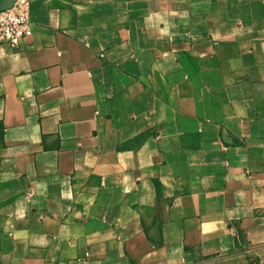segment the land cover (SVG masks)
<instances>
[{"label": "crops", "instance_id": "1", "mask_svg": "<svg viewBox=\"0 0 264 264\" xmlns=\"http://www.w3.org/2000/svg\"><path fill=\"white\" fill-rule=\"evenodd\" d=\"M30 2L0 264H264V0Z\"/></svg>", "mask_w": 264, "mask_h": 264}, {"label": "built area", "instance_id": "2", "mask_svg": "<svg viewBox=\"0 0 264 264\" xmlns=\"http://www.w3.org/2000/svg\"><path fill=\"white\" fill-rule=\"evenodd\" d=\"M30 0H14L10 8L0 10V44L17 48L22 39L33 33Z\"/></svg>", "mask_w": 264, "mask_h": 264}, {"label": "water", "instance_id": "3", "mask_svg": "<svg viewBox=\"0 0 264 264\" xmlns=\"http://www.w3.org/2000/svg\"><path fill=\"white\" fill-rule=\"evenodd\" d=\"M14 3V0H2L0 2V10L10 8Z\"/></svg>", "mask_w": 264, "mask_h": 264}]
</instances>
